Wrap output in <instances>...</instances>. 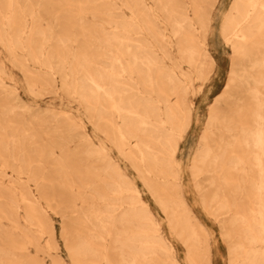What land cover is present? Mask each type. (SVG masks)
<instances>
[{
  "label": "bare ground",
  "instance_id": "obj_1",
  "mask_svg": "<svg viewBox=\"0 0 264 264\" xmlns=\"http://www.w3.org/2000/svg\"><path fill=\"white\" fill-rule=\"evenodd\" d=\"M217 2L0 0V44L22 70L30 93L37 94L59 77L63 90L86 105L96 130L111 138L164 212L169 233L186 237L189 264H209L194 253L201 233L207 232L197 219L193 223L182 196V163L176 154L193 121L189 97L203 92L216 68L207 34ZM197 26L199 35L194 34ZM219 34L232 50L230 68L211 102L207 132L195 149L190 177L204 210L219 222L227 264H264V0H232L220 17ZM6 74L0 61L2 169L10 168L15 179L26 175L44 199L47 182L31 169L51 163V157L58 158L49 185L90 186L94 177L100 182L91 197L104 208L75 213L80 193L61 195L64 216L73 220L63 231L71 262L178 264L174 256L160 258L175 247L154 221L135 180L107 154L106 144L94 145L86 134L70 149L74 124H59L50 133L42 130L48 122L40 117L32 123V132L14 139L16 117L31 106L14 94ZM13 95L15 102L9 99ZM218 126L233 129L235 139L224 140L220 134L214 140L212 128ZM91 156L102 161L99 171L93 173L87 165L88 170L77 175V157ZM27 194L22 191L23 199ZM27 220L43 232L50 229L38 212ZM7 236L0 241V264H18L13 251L20 246Z\"/></svg>",
  "mask_w": 264,
  "mask_h": 264
},
{
  "label": "rangeland",
  "instance_id": "obj_2",
  "mask_svg": "<svg viewBox=\"0 0 264 264\" xmlns=\"http://www.w3.org/2000/svg\"><path fill=\"white\" fill-rule=\"evenodd\" d=\"M231 1L218 0L212 10L213 23L207 37L209 40V50L216 59V68L210 78L211 80L204 86L203 92L189 97V101L193 105V121L184 137L180 140L179 150L176 154V157L182 163L181 170L187 191L185 193L189 202L188 208L193 216L192 221L196 223L198 220L207 232L206 236L201 233L202 241L198 251L203 263L213 260V264L228 263V247L221 238V228L218 220L210 216L203 208L201 197L196 191V187L190 177V165L196 147L201 146L204 135L207 132V121L211 114L209 110L211 102L215 94L221 91L228 77L232 50L230 45L220 36L219 30L220 17L229 8ZM125 14L126 16L130 15L127 9H125ZM88 19H92V16L89 15ZM199 30L200 28L197 26L194 29V34L199 35ZM172 44L171 50L174 55H177L176 45ZM0 61L7 72L5 80L14 89V94L31 106L24 116L22 115L23 117H16L14 139H21L23 134L32 132V123L37 117H40L42 119L45 118L48 122L47 127L46 125L42 126L45 128L42 130L49 131L50 133L56 130L59 124H74L72 141L68 143L70 149L75 148L80 139L86 134L90 136L94 145L106 144L108 147L107 154L116 159L125 172L135 180L136 185L141 190L142 198L149 203L155 217L162 223L163 235L174 245L176 256L182 261L185 252L184 246L169 233L164 212L140 178H138L136 170L119 154L111 138L107 134L96 130L86 105L81 104L77 99L72 98L70 94H67L63 90L59 77H57L56 82L52 85L46 86L40 92L37 91V94L30 93L22 70L16 64L11 63L7 51L1 44ZM167 62L170 63L168 60ZM13 97L16 96L9 97L11 102L16 101L13 100ZM212 131L214 133L212 137L214 140L219 139L220 137L218 136L220 134L224 135L222 137L224 140L227 138H231L229 139L230 141L235 139V131L233 129L229 130L223 126H218L212 128ZM35 147H30V150H34ZM57 152L59 153V150ZM32 156L34 157L35 155L32 154ZM57 158L51 157V163L45 162L41 167L35 166L31 169V171L41 174L40 179L42 182H47L43 186L46 192L45 195L48 196L45 199L40 198L39 187L36 183L28 181L26 175H23V179L21 180L15 179L16 174L10 168L2 169V163L0 162V241H6L7 235H9L15 241V244L20 246V249L16 247L18 250L15 249L13 251L15 259L19 261L18 264L30 261H33L35 264H73L70 260L63 234L64 228L72 225L73 220L71 217L64 216L66 208H64L65 205L60 200L61 195L64 197L70 193H80V198L73 205L75 213L77 211L91 210L93 206L97 205L104 208L102 201L98 202L96 198L93 199L91 197L93 191L100 189V182L95 177L90 179V186H75V182L65 187L61 183L49 185L48 181L53 180L55 176ZM76 163L78 165L76 173L79 175L88 170L87 165L91 166V172L96 173L99 171L97 166L101 165L102 161H99L97 156L91 160L77 157ZM2 171L5 173L3 176L1 174ZM80 180L82 179L80 178ZM86 181L87 179L84 180V182ZM26 183L28 186H25ZM23 190L28 193L24 199L22 197ZM32 212L40 213V217L47 224V229L49 227L50 229L43 232L36 224L29 223L27 218ZM84 227L91 230L94 228L96 231L95 226L92 224H85ZM102 264L106 263L103 261Z\"/></svg>",
  "mask_w": 264,
  "mask_h": 264
},
{
  "label": "crops",
  "instance_id": "obj_3",
  "mask_svg": "<svg viewBox=\"0 0 264 264\" xmlns=\"http://www.w3.org/2000/svg\"><path fill=\"white\" fill-rule=\"evenodd\" d=\"M123 170H124V169H123ZM124 172H125V170H124ZM127 175H128V174H127ZM128 177H130V179H131V176L128 175ZM160 178H161V177H160ZM154 179H156L155 182H156L160 187H161V186H164V185H163L164 181L160 180L159 178H156L155 176H154ZM161 179H163V178H161ZM133 180H134V179H133ZM183 184H184V186H183V193H182V196H183V198L185 199L186 204H187V207H188L189 202H188V200H187V196H186V193H185V192H187V191H186L185 183H184V182H183ZM124 205H125V207L127 206L126 204H124ZM151 212L153 213L152 210H151ZM153 219H154L155 222H157L158 224H160V226L162 227V225H161L162 223H161L160 221H158V219L155 217V214H154V213H153ZM167 226H168V223H167ZM161 232H162V231H161ZM162 233H163V232H162ZM171 236L174 237V238H176L177 240H179V241L183 244L184 249H185L184 257H183L182 261H180V260L177 258V256H176V252H175V250H174L173 253H172L171 255L161 254L160 258H161L162 260H167V261H168V260H171L172 257L174 256V258L178 261V264H189V262H188V256H189L188 249H187L186 244L183 243V242H185L184 240H186V237H185V239L183 238V239L181 240V239H178V237L175 236L174 234H171ZM194 253H196V255L198 256V259H201V255H200L198 249H197L196 252H194ZM201 262H202V261H201ZM209 262H210V264H213V260H212V261L209 260Z\"/></svg>",
  "mask_w": 264,
  "mask_h": 264
}]
</instances>
